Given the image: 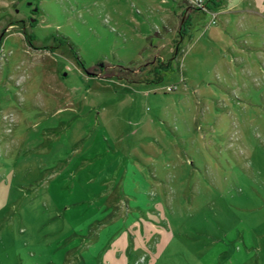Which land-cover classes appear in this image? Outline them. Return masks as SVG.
I'll use <instances>...</instances> for the list:
<instances>
[{
	"label": "rangeland",
	"instance_id": "obj_1",
	"mask_svg": "<svg viewBox=\"0 0 264 264\" xmlns=\"http://www.w3.org/2000/svg\"><path fill=\"white\" fill-rule=\"evenodd\" d=\"M73 133H114L112 221L101 195L51 218L78 192ZM75 221L113 226L114 257L47 244ZM22 258L264 264V0H0V264Z\"/></svg>",
	"mask_w": 264,
	"mask_h": 264
},
{
	"label": "crops",
	"instance_id": "obj_2",
	"mask_svg": "<svg viewBox=\"0 0 264 264\" xmlns=\"http://www.w3.org/2000/svg\"><path fill=\"white\" fill-rule=\"evenodd\" d=\"M171 14L176 15L174 11L171 12ZM166 19L168 18L166 17ZM98 120V124L102 123L100 118H98ZM86 136V133H73L70 135V139H73L76 143L83 139L80 147H75L69 152V159L71 163H69L68 172L70 171L71 173L69 172V175H72L74 180L76 179L77 181L76 184L71 185L70 189H72L73 185L77 186L78 192L74 194L75 196H73L72 199H66L64 202V212L57 209L55 210L56 214H51V218H60L61 215L57 213L61 212L63 218H67L68 220L72 219L74 216L76 217L75 219H80L82 213L81 211H78L79 213L77 214L75 211H69L68 208L79 202L88 203L93 201V198H95L96 195H101L97 199L101 203L99 210L103 211V214H108V208H112L113 210L109 219L111 221L114 219V184L119 182L118 169H116L119 164L117 163L118 159L115 157L117 152L114 151V133H95L94 135L88 136V138L84 139ZM104 141L108 144L106 145ZM28 166L29 165L27 164H20V168L22 170L28 168ZM42 168L44 169L46 167L35 168L37 174L40 169L42 170ZM121 172L124 173V169H122ZM53 173L54 172L48 173L46 178H43L40 182V184L44 183L43 186H45L44 197L41 201L42 203L50 204L52 202L54 207L57 206L61 208L62 203L57 201V194H59V187L64 191V187L62 188V186L66 183L59 185L52 180L49 181ZM104 201L105 204L102 203ZM35 214L36 212H33V218H35ZM36 218V220H38V217ZM73 223L74 224L72 225L66 226L65 229H60L57 233L51 227L46 228L43 233L48 235L51 233V240L47 241V244H54L59 239L56 235H63V239H67L66 243L69 245V249L77 248L79 251V258L84 261H88L89 259H94L96 257L99 259H112V257H114L113 226L108 228L106 225L107 223H104L99 224L96 227H92L89 222L77 223L75 221ZM20 230L26 240L24 245H33L35 243L32 241L38 240V228L36 230L32 227L29 228L22 226L20 227ZM22 261L23 258L21 259L20 264L23 263Z\"/></svg>",
	"mask_w": 264,
	"mask_h": 264
},
{
	"label": "trees",
	"instance_id": "obj_3",
	"mask_svg": "<svg viewBox=\"0 0 264 264\" xmlns=\"http://www.w3.org/2000/svg\"><path fill=\"white\" fill-rule=\"evenodd\" d=\"M185 18V17H184ZM187 19V18H186ZM183 27V24L181 25V28ZM179 35H182V33H180ZM176 50H178L177 46H176ZM78 64H82L80 61H78ZM120 66V65H118ZM165 65H161V63L157 64V66L153 67V69H151V72L154 73V75L156 76L155 79L153 78L152 80H160L162 78V75L160 74L159 71V67L164 68ZM117 75H119V72L117 73ZM122 77H125V75H122ZM143 80H147V79H143Z\"/></svg>",
	"mask_w": 264,
	"mask_h": 264
},
{
	"label": "built area",
	"instance_id": "obj_4",
	"mask_svg": "<svg viewBox=\"0 0 264 264\" xmlns=\"http://www.w3.org/2000/svg\"><path fill=\"white\" fill-rule=\"evenodd\" d=\"M175 86H176L175 84H171L167 88H168V90H174L175 89Z\"/></svg>",
	"mask_w": 264,
	"mask_h": 264
}]
</instances>
